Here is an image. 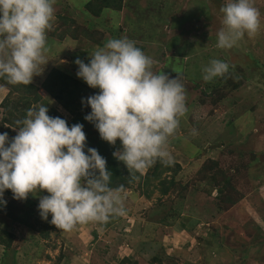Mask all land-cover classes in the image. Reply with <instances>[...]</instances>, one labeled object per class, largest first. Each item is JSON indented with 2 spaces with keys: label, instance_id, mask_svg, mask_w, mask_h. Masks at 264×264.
<instances>
[{
  "label": "rangeland",
  "instance_id": "374dc122",
  "mask_svg": "<svg viewBox=\"0 0 264 264\" xmlns=\"http://www.w3.org/2000/svg\"><path fill=\"white\" fill-rule=\"evenodd\" d=\"M87 1L56 0L47 32L50 61L31 83L40 86L59 69L90 88L77 78L74 61L88 63L109 39L127 37L152 58L154 72L179 73L185 85L187 112L168 143L173 162L157 160L148 169L160 179L136 180L121 192L122 214L71 231L55 226L47 238L30 225L44 220L37 206L48 193L18 200L5 190L15 209L28 201L33 216L28 226L0 213V232L13 236L10 247L0 244V264H264V0H254L260 30L229 50L217 47L225 0H123L121 10L98 16L85 11ZM212 59L227 62L229 71L205 82L202 69ZM7 94L0 84V103ZM40 104L49 116L70 120L50 95L41 93L29 109ZM6 113L0 105V133L11 139L17 125L3 123ZM172 176L174 185L162 195L159 181ZM218 187L231 202L222 201Z\"/></svg>",
  "mask_w": 264,
  "mask_h": 264
},
{
  "label": "clouds",
  "instance_id": "9594fccd",
  "mask_svg": "<svg viewBox=\"0 0 264 264\" xmlns=\"http://www.w3.org/2000/svg\"><path fill=\"white\" fill-rule=\"evenodd\" d=\"M55 2L0 0V78L9 84L29 85L42 73L41 65L50 61L45 53ZM220 11L218 48L232 49L246 34L252 37L260 30L261 14L254 0H225ZM74 63L77 78L99 90L82 98V105L91 109L84 119L110 145L119 139L121 147L113 157L140 173L157 160L171 165L169 137L187 112L180 74L170 78L154 72L152 58L127 37L109 39L88 63L79 58ZM202 71L203 80L210 82L225 76L229 64L212 59ZM47 113L45 104L30 108L12 127L17 131L14 137L0 133V207L6 205L5 190L18 200L46 191L48 195L39 198V214L44 220L51 214L50 222L65 231L122 214L123 186L110 187L112 173L97 149L87 147L83 124L69 126Z\"/></svg>",
  "mask_w": 264,
  "mask_h": 264
},
{
  "label": "trees",
  "instance_id": "16d2710c",
  "mask_svg": "<svg viewBox=\"0 0 264 264\" xmlns=\"http://www.w3.org/2000/svg\"><path fill=\"white\" fill-rule=\"evenodd\" d=\"M122 7L123 0H89L84 4L85 11L93 16L100 15L103 9L121 10ZM64 20H66V18H64ZM68 20L71 23H74V20L70 18ZM81 33L85 36H90L91 38V34L86 30H82ZM59 37L61 38L62 34H59ZM0 84L8 91V94L0 103V105L5 106V109H7L3 123L9 125L11 123V125H15L16 121L23 120L30 105L39 102L41 99V93L48 94L52 98L57 99L67 111H70L71 116L70 120L67 122L68 125L71 126L75 123L83 124L87 147L97 149L98 153L105 158L106 168L112 173L110 180L111 188L115 189L123 186L122 191H124L125 189L131 188L136 180L147 183L151 177L160 179L159 174L154 171L155 169H146L144 173L133 172L128 170L122 161L113 157L112 153L119 150L121 147L119 139H117L115 145H110L108 142L100 138L94 125L84 119L85 115L88 114L91 109L86 104L82 105L81 100L82 98L90 96V93L95 94L96 92L93 89L86 87L78 80L70 77L68 73L59 69H52L40 86L33 83H30L29 85H12L3 78H0ZM13 93L16 94V99L11 97ZM20 97H23L24 99ZM158 185H160V193L162 195L167 194L170 187L174 185L173 176L169 179H161ZM217 191L219 197L224 194L222 187H218ZM225 195L226 194H224L223 197L225 198H222V201L231 202ZM4 200L6 201V205L0 207V213H3L6 218L15 223L26 224L29 226L27 220L33 216V207L28 201L22 202L23 207L15 209L10 201L6 199ZM14 212L15 214H13ZM36 221L37 224L33 226L30 225V229L38 233V237L47 238L49 231L55 227V225L50 222L51 215L48 217V220L37 218ZM12 239L13 236L11 233L0 232V244L4 247H10Z\"/></svg>",
  "mask_w": 264,
  "mask_h": 264
},
{
  "label": "crops",
  "instance_id": "0c3cea01",
  "mask_svg": "<svg viewBox=\"0 0 264 264\" xmlns=\"http://www.w3.org/2000/svg\"><path fill=\"white\" fill-rule=\"evenodd\" d=\"M115 219L117 220V218H116V217H114V220H115ZM110 220H113V218H111ZM113 222H114V221H113Z\"/></svg>",
  "mask_w": 264,
  "mask_h": 264
}]
</instances>
